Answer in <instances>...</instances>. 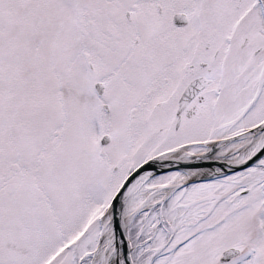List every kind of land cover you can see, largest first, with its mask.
<instances>
[{"label":"snow or ice","instance_id":"obj_1","mask_svg":"<svg viewBox=\"0 0 264 264\" xmlns=\"http://www.w3.org/2000/svg\"><path fill=\"white\" fill-rule=\"evenodd\" d=\"M0 264H264V0H0Z\"/></svg>","mask_w":264,"mask_h":264},{"label":"water","instance_id":"obj_2","mask_svg":"<svg viewBox=\"0 0 264 264\" xmlns=\"http://www.w3.org/2000/svg\"><path fill=\"white\" fill-rule=\"evenodd\" d=\"M180 169H181V170H187V168H186L185 166H183V165L180 166ZM173 170H175V167H173V168L161 169L160 172H161V173H166V172H168V171H173Z\"/></svg>","mask_w":264,"mask_h":264}]
</instances>
